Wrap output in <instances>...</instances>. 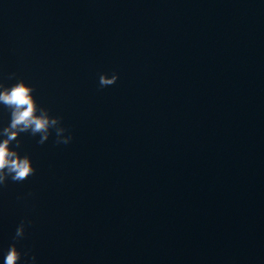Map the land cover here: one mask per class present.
<instances>
[{"label":"water","instance_id":"water-1","mask_svg":"<svg viewBox=\"0 0 264 264\" xmlns=\"http://www.w3.org/2000/svg\"><path fill=\"white\" fill-rule=\"evenodd\" d=\"M19 78L73 139L20 134L0 264L25 217L37 264H264V0H0Z\"/></svg>","mask_w":264,"mask_h":264},{"label":"clouds","instance_id":"clouds-1","mask_svg":"<svg viewBox=\"0 0 264 264\" xmlns=\"http://www.w3.org/2000/svg\"><path fill=\"white\" fill-rule=\"evenodd\" d=\"M14 77L15 73H12L8 79ZM118 78L119 75L115 72L111 76L106 73L101 74L99 86L104 88L114 85ZM34 91V86L26 83L23 78L17 79L10 86L0 81V105L10 114V122L0 128V190L7 187L9 180L13 183H22L36 173L31 156L20 154L21 133H29L33 137L39 136L37 143L41 145L48 141L53 133L57 145H68L72 142L73 135L63 126L62 117L53 116L47 108L38 105L33 95ZM28 195L33 194L28 193ZM31 224L32 221L27 217L19 222L12 237L13 242L4 255L3 264H21L22 259L23 264H37L34 253L29 255L17 246L25 238L26 228Z\"/></svg>","mask_w":264,"mask_h":264}]
</instances>
